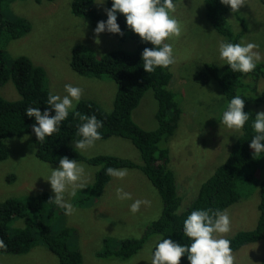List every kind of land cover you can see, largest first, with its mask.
<instances>
[{"label":"rangeland","instance_id":"1","mask_svg":"<svg viewBox=\"0 0 264 264\" xmlns=\"http://www.w3.org/2000/svg\"><path fill=\"white\" fill-rule=\"evenodd\" d=\"M72 2L73 0H42L41 4H37L35 0H17L15 14L25 16L31 30L21 39L2 41L0 49L5 51V64L9 68L15 58L28 57L35 65L44 68L45 84L49 91L64 95L65 84L78 86L82 89L79 102L95 101L110 113L114 109L118 93L116 83L109 77H82L76 74L70 65L72 49L82 43L86 51L97 54L112 50L134 51L135 42H121L106 33L94 34L90 31L89 19L72 13ZM100 2L102 0H96L97 8L105 12L108 8L106 0L103 4ZM261 2L245 0V4L240 8L243 11L241 14L251 20L247 22L248 36L240 42H253L258 45L254 49L260 56L258 62L264 61V6ZM174 3V15L180 22L181 32L178 36L167 38V42L172 44L175 56L171 70L174 80L170 89L175 95L181 115L177 132L168 143L162 142L161 146L170 150L168 166L176 174L178 193L183 199L181 210H185L196 197L201 184L214 174L215 169L225 163L243 131L242 128L227 129L219 122L228 99L222 93L217 77L225 73L228 65H223L224 61L219 58L217 42L228 39L220 35L208 19L206 0H177ZM236 13L229 12L230 22L235 20ZM238 26L242 28L240 23L236 24L234 21L233 29H239ZM257 84L255 92L263 91L264 78ZM0 95L11 102L20 99L12 81L0 88ZM263 101L254 102L251 107L257 112L264 111ZM158 107L153 90H148L139 106L132 112V121L144 130H156ZM30 138L31 136H28L7 141L9 157L0 162V204L9 198L26 204L34 203L36 194L50 193L44 188V182L50 171L49 166L53 169L58 166L40 161L34 153L28 154L32 145ZM80 151L87 156H118L141 163L138 148L130 139L122 137L95 141ZM260 161L264 167V156ZM80 164L84 171L79 183L83 186L91 185L97 169L85 163ZM127 170V175L123 178L111 177L99 197L83 205L80 202L83 194H78L73 199L72 195L66 193L64 198L73 209L68 215L48 202L50 197L54 198L52 192L47 200L51 207L45 201L49 211L48 214H43V222L52 227H57L58 223L59 227L65 226L74 231L76 247L83 255V264H151V252L155 247L156 237L149 241L147 239L143 243L142 251L129 260L102 259L98 256L105 248V240L109 241L112 248H116L124 239L142 238L146 234L147 225L162 214V199L158 189L139 169ZM117 188L130 193L131 199H117ZM252 189L248 201L240 202L234 205L230 212L227 211L231 221L230 231L219 235L233 238L238 232L250 231L256 227L259 219L257 194L260 189L255 185ZM136 199L149 203L141 204L139 210L132 213L129 211V205ZM50 211L53 214H50ZM24 226L25 220L22 219L14 223L16 228ZM262 252L264 241L243 247L232 253L234 264H258L264 256ZM0 264L59 262L54 254L39 243L26 254L0 253Z\"/></svg>","mask_w":264,"mask_h":264},{"label":"trees","instance_id":"2","mask_svg":"<svg viewBox=\"0 0 264 264\" xmlns=\"http://www.w3.org/2000/svg\"><path fill=\"white\" fill-rule=\"evenodd\" d=\"M35 1L37 4L42 3V0ZM261 1L264 6V0ZM16 3L17 0H0V45L7 39H21L31 30L27 18L15 14ZM106 6L111 7V0H106ZM206 7L208 19L216 31L228 41L240 42L248 36L247 22L251 20L241 14L243 12L241 9L235 14V20L230 22V8L221 4L220 0H206ZM72 13L89 19L91 32L97 21L107 18L106 13L97 8L96 0H73ZM234 21L236 24L240 23L242 28L238 26L239 29L234 30ZM117 23L123 35L106 31L102 33L116 37L121 42L134 41L136 45L134 51L112 50L97 54L86 51L83 44L78 43L79 45L72 49L70 62L71 69L79 76L109 77L116 83L118 93L114 109L108 113L95 101L82 100L76 104V111L84 115H95L102 122V127L98 129L100 138L96 141L111 137L130 139L140 152L141 163L118 156H87L80 149H75L74 141L80 139L76 129L82 121L72 111H69L68 117L61 122L59 131L52 133L44 141H38L31 128L35 122L34 118L28 117L25 109L32 106L43 111L49 107L46 104L49 92L45 84L46 72L43 67L35 65L25 56L15 58L12 65L7 68L6 54L2 48L0 88L12 81L20 99L11 102L0 95V162L9 157L8 140L31 136L32 145L28 154L34 153L44 163L58 166L59 158L67 156L78 163L96 168L93 183L78 191V194L84 195L80 201L82 205L99 197L111 180V176L105 174L106 167L139 169L158 189L162 199V214L147 225L146 234L142 238L124 239L116 248H112L109 241L105 240V248L98 254L102 259L129 260L143 247L147 239L149 241L157 236L187 244L189 240L183 237L182 225L192 210L221 209L230 212L234 205L248 201L253 192V185L260 189L257 194L259 196L257 225L253 230L241 231L233 238L226 239L230 241L232 253L264 241V167L260 161L264 154L254 156L253 150L249 147L253 135L250 122L257 113L251 105L264 100V90L255 92L257 83L264 78V61L257 62L255 69L249 73L232 72L228 66L225 73L217 77L219 87L227 99L233 95H241L245 99L243 110L249 113V121L242 127L243 133L237 138L225 163L215 169L214 174L201 184L192 202L185 210H181L183 199L178 193L177 177L168 166L170 150L161 146L162 142L168 143L177 132L181 115L175 95L170 89V84L174 80L171 72L173 64L166 68L157 67L155 71L147 73L142 67L141 52L143 48H151L153 45L150 42H142L138 34L127 28L123 14H117ZM150 89L153 90L159 105L156 113L158 128L153 131L142 129L131 118L132 112ZM23 154L28 155L26 152ZM49 196L48 193L42 192L36 194L34 203L26 204L9 198L0 204V253L26 254L37 244L42 243L58 258L59 264H83V255L76 247L74 231L65 226L59 227L58 223L57 227H52L43 222V214H48V206L51 207V204L47 203ZM45 201L48 206L45 205ZM50 214L53 213L50 211ZM19 219L25 220V226L22 228L14 227V223ZM262 253L264 255V252ZM179 264H189L186 256H181ZM258 264H264V256Z\"/></svg>","mask_w":264,"mask_h":264},{"label":"clouds","instance_id":"3","mask_svg":"<svg viewBox=\"0 0 264 264\" xmlns=\"http://www.w3.org/2000/svg\"><path fill=\"white\" fill-rule=\"evenodd\" d=\"M104 2L105 0H102L100 3ZM220 3L229 6L230 11L235 13L245 4V0H220ZM105 12L107 18L97 21L93 29L94 34L106 31L123 35L117 23V14H123L127 28L138 34L142 42H150L153 45L151 48H143L141 52L142 67L147 73L155 71L157 67L166 68L175 63L173 46L167 42V38L178 36L181 32L180 22L174 15V0H111V7L106 8ZM95 40L99 42L98 36ZM257 47L253 42H217L219 58L232 72L249 73L254 70L260 59L259 53L254 51ZM64 92V95H59L50 90L46 100L48 108L41 111L39 107L28 106L25 114L34 118L35 122L31 128L37 140L44 141L46 137L59 131L61 122L68 117L69 111H72L82 121L76 129L80 139L74 141L75 149L83 150L100 138L98 129L102 127V122L95 115H84L76 111V104L82 93L80 87L65 84ZM244 103L245 99L241 95H233L228 99L219 118L220 124L227 129H241L249 121V113L243 110ZM250 127L253 135L249 147L254 156L264 154V111L256 113L251 119ZM49 168L46 179L41 176L46 180L44 188L54 194V198L50 197L48 202L68 215L73 209L64 197L69 194L74 199L84 187L79 183L84 171L83 166L77 160L64 156L59 158L57 168ZM127 171L126 168H105V174L114 178L125 177ZM50 193L48 194L51 195ZM116 196L120 200L131 199V194L120 188L116 189ZM148 203L146 200H132L129 211L136 213L141 204ZM230 225L226 210H192L182 225L183 237L188 238L189 243L180 244L170 238L157 236L151 252V264H179L182 255L186 256L189 264H234L230 241L219 235L228 233Z\"/></svg>","mask_w":264,"mask_h":264},{"label":"crops","instance_id":"4","mask_svg":"<svg viewBox=\"0 0 264 264\" xmlns=\"http://www.w3.org/2000/svg\"><path fill=\"white\" fill-rule=\"evenodd\" d=\"M142 249H143V247H142L140 250H138L137 253L135 252L134 256L138 255V254L142 251ZM134 256H133V257H134ZM130 259H131V258H130Z\"/></svg>","mask_w":264,"mask_h":264},{"label":"bare ground","instance_id":"5","mask_svg":"<svg viewBox=\"0 0 264 264\" xmlns=\"http://www.w3.org/2000/svg\"><path fill=\"white\" fill-rule=\"evenodd\" d=\"M68 6V5H67ZM67 9V8H66ZM82 9V8H81ZM83 18V17H82ZM218 122V121H217ZM222 125V124H221ZM221 131V130H220ZM229 150H230V148H229ZM224 151V150H223ZM219 154V153H218Z\"/></svg>","mask_w":264,"mask_h":264}]
</instances>
